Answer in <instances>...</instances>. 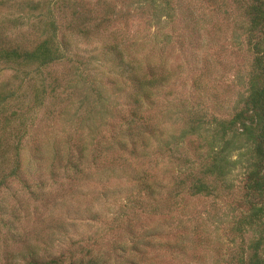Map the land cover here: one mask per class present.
I'll return each mask as SVG.
<instances>
[{
  "label": "rangeland",
  "instance_id": "obj_1",
  "mask_svg": "<svg viewBox=\"0 0 264 264\" xmlns=\"http://www.w3.org/2000/svg\"><path fill=\"white\" fill-rule=\"evenodd\" d=\"M75 1L78 15L52 7L61 60L39 73L0 60L10 94L0 106V264H247L259 235L239 224L248 156L222 181L204 176L212 194L190 188L216 123L248 93L242 10L232 0H167V10L160 0ZM49 2L2 0L0 46L39 42ZM76 19L84 33L68 26ZM77 156L80 171L65 169Z\"/></svg>",
  "mask_w": 264,
  "mask_h": 264
},
{
  "label": "trees",
  "instance_id": "obj_2",
  "mask_svg": "<svg viewBox=\"0 0 264 264\" xmlns=\"http://www.w3.org/2000/svg\"><path fill=\"white\" fill-rule=\"evenodd\" d=\"M234 5L242 10L247 19L244 27V36L246 44L252 53V60L249 70L247 95L241 102V106L227 120H218L215 127L214 143L205 144L208 148V158L210 162L203 166L202 177H197L190 184L192 195H210L212 188L204 181V176H214V179L222 181L223 177L234 167L242 163L243 156L248 158L244 161V189L247 195V211L242 223L252 227L257 225L258 238L254 243L251 258L247 264H264V0H232ZM2 2V0L0 1ZM58 2V3H56ZM163 3V10H167L168 1L160 0ZM55 4H61L64 7L70 6L72 14L78 15L77 4L75 0H50L46 5L49 20L44 24V37L29 49H22L20 46L10 48L0 46V60L4 62L15 63L17 66L35 65L37 73L39 68H47L51 64L61 60L64 57V51L60 42L57 41V27L52 17V7ZM77 18V16H76ZM73 23V22H72ZM68 24L69 27L78 28V33L86 31L83 21L75 20L74 24ZM2 24V22H1ZM114 52L113 48H109ZM124 57L115 53L113 64H123ZM43 80V79H42ZM41 89L34 91V103L41 106L43 103V83ZM142 81H139V85ZM56 89H51L54 92ZM10 96L6 91H0V106ZM7 122V120H6ZM242 145H247L246 153H239L236 161L229 159V153L238 151ZM196 144V142H195ZM203 144L201 140L197 142L196 149L199 151ZM100 152V151H99ZM92 158L89 163L96 165V160L100 158V153L91 152ZM80 157L72 162L70 158L66 159L65 169L80 171ZM16 168V167H15ZM12 170V174H14ZM4 183L3 180L0 185ZM58 259H51L45 264H57ZM36 263V262H35ZM92 264H96L95 262Z\"/></svg>",
  "mask_w": 264,
  "mask_h": 264
}]
</instances>
